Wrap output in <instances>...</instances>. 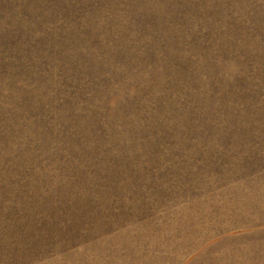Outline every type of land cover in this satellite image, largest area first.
Masks as SVG:
<instances>
[{
    "label": "rangeland",
    "instance_id": "rangeland-1",
    "mask_svg": "<svg viewBox=\"0 0 264 264\" xmlns=\"http://www.w3.org/2000/svg\"><path fill=\"white\" fill-rule=\"evenodd\" d=\"M0 264H264V0H0Z\"/></svg>",
    "mask_w": 264,
    "mask_h": 264
}]
</instances>
